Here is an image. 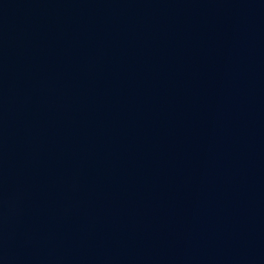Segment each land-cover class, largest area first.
Here are the masks:
<instances>
[{
    "label": "water",
    "instance_id": "95a60500",
    "mask_svg": "<svg viewBox=\"0 0 264 264\" xmlns=\"http://www.w3.org/2000/svg\"><path fill=\"white\" fill-rule=\"evenodd\" d=\"M0 264H264V0H0Z\"/></svg>",
    "mask_w": 264,
    "mask_h": 264
}]
</instances>
